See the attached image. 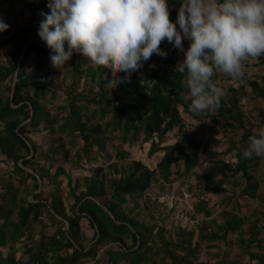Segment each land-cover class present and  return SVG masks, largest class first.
<instances>
[{
  "label": "trees",
  "instance_id": "trees-1",
  "mask_svg": "<svg viewBox=\"0 0 264 264\" xmlns=\"http://www.w3.org/2000/svg\"><path fill=\"white\" fill-rule=\"evenodd\" d=\"M181 2L167 0L173 23ZM47 4L48 0H0V8L6 5L13 14L21 9L0 33V156L12 164L11 173L0 178V264H87L88 258L91 264H209L199 260L202 246L208 253L214 248L221 252L223 257L214 264H230L222 247L230 239L240 251L239 258L248 261L242 264H264V211L254 208L252 220L242 206L243 200H256L264 207V183L254 176L264 157L243 156L250 138L264 132V123L254 130L242 110V100L252 95L264 100V76L261 84L256 79L246 81L245 75L241 82L230 84L231 79L221 75L226 85L220 84L225 92L220 107L196 115L189 110L185 77L174 69L182 62V51L167 41L160 45L166 58L153 55L132 73L130 82L114 89L108 84L112 79L108 69L81 55L72 56L66 105L50 115L46 102L52 53L37 35L40 13L49 11ZM182 43L184 47L189 41ZM258 61L264 64V57ZM153 64L159 68L151 70ZM81 81L89 83L88 93L76 92ZM201 120L202 127L188 125ZM209 120L211 127L233 129L223 153L213 152L220 146L216 137L202 132ZM41 126L51 138L36 160L38 146L30 134H39ZM55 132L59 136L54 137ZM172 133L175 141L168 143ZM63 137L74 149L75 163L89 165V176L79 179L57 165L68 156ZM136 144H149L150 155L163 152L153 168L141 160L116 165L130 156L125 145ZM204 152L209 158L191 188L198 191L199 199L184 207L186 224L179 221L174 230L166 229L157 219L160 204L148 194L160 182L161 187L170 186L176 178L193 176L198 155ZM97 153L111 159L108 171L102 173V166L95 165ZM53 167L54 172L48 173ZM62 174L67 184L64 194L56 182ZM235 177L241 180L239 194L231 191L227 196L226 186ZM44 178L48 181L42 182ZM27 180L32 183L29 191ZM222 194L225 199L216 214L206 196ZM142 214L154 223L141 220ZM82 220L93 231L87 246L80 234ZM3 250L8 253L3 255Z\"/></svg>",
  "mask_w": 264,
  "mask_h": 264
},
{
  "label": "clouds",
  "instance_id": "clouds-1",
  "mask_svg": "<svg viewBox=\"0 0 264 264\" xmlns=\"http://www.w3.org/2000/svg\"><path fill=\"white\" fill-rule=\"evenodd\" d=\"M47 7L37 35L51 50L54 68L80 54L112 73L108 84L114 89L153 55L166 58L160 45L167 41L184 53L174 69L185 77L189 110L196 115L220 107L225 92L214 76L239 83L246 62L264 57V0H182L175 23L167 0H48ZM8 27L0 19V33ZM253 154L264 157V132L251 137L243 152L246 159Z\"/></svg>",
  "mask_w": 264,
  "mask_h": 264
},
{
  "label": "rangeland",
  "instance_id": "rangeland-1",
  "mask_svg": "<svg viewBox=\"0 0 264 264\" xmlns=\"http://www.w3.org/2000/svg\"><path fill=\"white\" fill-rule=\"evenodd\" d=\"M16 14H13L10 10L7 9V6H3L0 8V19L3 20L4 23H6L8 26H11L12 24V19L13 16H16L17 14H19V12H21L20 7H17L14 11ZM190 43V42H189ZM189 43H187L186 45H184V49L187 50ZM80 54L74 53L73 54V59H76L77 57H79ZM180 60L183 61L184 59V53L181 52L180 56H179ZM70 61V60H69ZM69 61L67 62V64L65 65V68H54L52 66V64L50 63V74H49V79H50V93L48 94V101L46 102V107L47 110H49L50 115L54 114V113H59L60 112V108L61 107H65V103H66V96L68 93V86L71 82V71H70V65H69ZM31 68V66H30ZM159 65L157 64H153L151 66V70H155L158 69ZM245 80L249 81V80H254L256 79L260 84H261V77L264 76V64L260 63L259 61L256 60H249L248 62H246L245 64ZM219 80L221 81V85H226L225 83H223V81L221 80V75L219 76ZM245 81V82H246ZM230 84L233 83L232 80L229 82ZM236 84L233 85V87ZM89 83H86L84 81H81L78 85V87L76 88V92L79 91H83L84 93H88L89 92ZM250 88L248 86H246V91L247 93L249 92ZM51 99V101H49ZM242 110L245 113V116L247 119L246 121L252 122V124L255 125V129L257 130V128H261L263 127V123H264V100H260V99H254L253 95L250 96L248 99H244L242 100ZM245 121V119H244ZM199 125H191L190 123H192V121H190V123L188 122V125H190L191 129L196 128L197 126H203V121H198ZM210 120L207 123L208 125L205 126L204 125V130L202 131L204 134H207L209 136L213 135L216 137V141L217 143L220 145L219 148L214 147V150L212 148L213 152H218V153H223L224 149L226 148V139L228 137H230V133L232 132L233 129L231 128H227V129H223L221 127H216L210 126ZM42 130V126L39 129V134H35L32 133L30 134V137L32 139V141H34V143L37 144L38 146V150H37V154L34 156L35 159H38V154L40 152H43L44 150H46V148L48 147V144H44V142L47 141V139L51 138L50 134H47L48 132L46 131H41ZM36 132V133H38ZM201 133V132H200ZM240 133V132H237ZM54 137L55 136H59L58 133H54L53 134ZM168 143H173L175 141L173 133L168 135ZM65 143V149L68 151V156L66 160L60 159L57 161V165H62L63 168L66 170V172L68 173H73L74 175L78 176L79 179L80 177H82V175H88L90 174V168L89 165L86 166L85 163H79L76 164L75 160L73 159V152L74 149L69 145L68 138L63 137L62 140ZM44 144V145H42ZM212 145V144H210ZM123 148V147H122ZM125 151H127L129 153V157L127 159H124L121 162H117L116 165L118 167L122 165H127L132 163L133 161L136 160H141L144 161L147 165L151 166V168L154 167V164L159 160L160 155L163 152H158L155 153L153 155L149 154V144H144L142 146H139V144H136L134 146H127L125 145ZM96 161H95V165L98 166H102V173L105 172V170L108 171V163H111V159L113 158V160L115 159L114 157V152L111 151V153H109V156H111V159H108V157L103 153V154H96ZM209 158L207 153H203L201 155H198V165L196 166V170L194 172V175L187 177H183V178H176L175 181L173 180L171 185L169 186V184H165L162 187L160 186V184L162 182H160L158 185H156L155 187H153L150 192H149V196L152 199H156L158 201V203L160 204V206H158V208L156 209V211L158 212V223L159 224H163V226H165L166 229H172L174 230V228L177 227L179 221H182L183 224H186L189 217H186L188 215V213H186L185 210V206H191L192 204L196 203L197 200L199 199L198 197V191L195 190L193 193V189H191L196 182L195 179V175L197 173H199L200 171H202L206 160ZM86 166V167H85ZM12 171V164L10 161H6L5 159H3L0 156V178L5 179V177H7L8 173H11ZM30 171V170H29ZM264 171V162L261 163H257V166L254 168V176L256 178V181H259L261 183H264V177L261 176V172ZM31 172V171H30ZM54 172V167L51 168L48 173L52 174ZM235 179V180H234ZM234 179H229V184L227 187L228 189V193L227 196H229L230 192L234 191L236 195L239 194V186H240V182L241 180L238 179V177H235ZM42 182L44 181H48L46 178L41 179ZM58 181V184L61 185V191L64 193H66L67 190V184H66V180H65V176L62 174L60 175L57 179L56 182ZM234 181H239L237 182V184H233ZM26 187H27V191L32 189V183L30 180H27L25 183ZM264 188V185L263 187ZM208 201H209V206L211 208L214 209V211L217 213L220 212V202L222 201V199L225 197V194H222V196L220 195L219 197L217 196H206ZM223 197V198H222ZM225 199V198H224ZM28 200H31V196H28ZM246 205V209L244 211V213L246 214L245 216L249 217L248 219H252L254 220V216H252V211L254 210V208H258V210L264 211V207L262 206V203L256 201V200H252V201H242V206L244 207ZM173 206V208H171ZM246 217V218H247ZM146 215L142 214V216L140 217L141 220L143 221H147L149 223H154L151 220H146ZM262 219H258V223L261 224ZM80 234L82 235V243L83 246H87L89 240L91 239L92 235H93V231L91 230V228L88 226L87 222L85 220H82L80 223ZM66 228V225H65ZM174 235V234H173ZM129 244V243H127ZM219 244V243H218ZM220 245H222L220 243ZM17 248H19V244L16 245ZM223 249L227 252L226 256H225V260L227 261H231L230 264H232L233 261H240V264H242L243 262H246L247 259H240L239 258V253L240 251L238 250L235 241L230 239V240H226V244H224ZM117 248V247H116ZM118 249V248H117ZM216 253V256H213V253ZM3 255H6L8 253L7 250H3ZM100 253V252H99ZM18 256L21 255L20 252L17 253ZM223 255L221 254V252L214 248L212 250L209 251V253L207 252V249H205V246H202V249L200 251L199 254V260L200 262H204L207 261V263L209 264H214L215 262L218 261V259L222 258ZM239 259H238V258ZM100 258V256H99ZM88 258V261H86L87 264H91V259ZM248 262V261H247ZM103 264V262H102ZM249 264V263H248ZM250 264H257L256 262L250 263Z\"/></svg>",
  "mask_w": 264,
  "mask_h": 264
}]
</instances>
